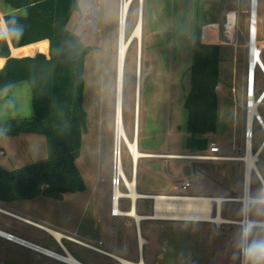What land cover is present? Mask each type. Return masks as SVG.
Wrapping results in <instances>:
<instances>
[{
	"label": "rangeland",
	"instance_id": "obj_1",
	"mask_svg": "<svg viewBox=\"0 0 264 264\" xmlns=\"http://www.w3.org/2000/svg\"><path fill=\"white\" fill-rule=\"evenodd\" d=\"M139 1L132 0L130 5L126 23L128 37L140 13ZM79 4L81 10L72 16L69 26L81 34L87 49L84 56L83 102L88 123L87 130L81 136V149L76 158L85 188L79 192L65 193L62 198L38 195L33 199L14 200L11 202L16 208L8 209L86 242L97 243L101 240L105 249L128 258L135 255L134 251L137 253L135 231L120 229L121 224L119 230L110 218L105 226L101 223L100 227H97L99 223H96L98 218L107 217L112 210L120 0H79ZM4 9L0 0V22L6 11ZM234 10L239 12L234 14ZM248 16V0H143L141 40L131 39L124 62L122 97L124 129L129 140L135 138V108L139 92L138 147L140 145L141 150L184 153L173 155L188 157L160 158L156 161L157 165L153 166L147 164L152 159L141 158L139 162L137 160L135 178L139 192H149L144 194L150 195L170 194L169 192L196 193L212 197L241 195L243 166L240 161L205 160L194 156L207 154L210 141L221 147L222 155L236 157L243 154L246 68L244 44L248 34ZM227 20L234 28L233 33L226 38L224 30ZM198 29L205 41L215 39L219 41L217 43L220 44L218 84L220 87L217 90L216 129L201 135L207 138L203 147L190 150L185 142L188 131L184 102L190 88L194 42ZM257 37L259 41L264 37V0H258ZM43 52H48L46 46ZM262 57L264 62V52ZM3 64V58H0V68ZM263 87L264 79L261 73L257 72V94ZM260 112L264 118V103L260 107ZM32 115L31 89L27 82L0 88V129L2 123L8 119ZM261 139L262 133L256 126L254 148L259 145ZM120 147L124 173L131 179L132 157L124 141H121ZM143 153L145 154L143 156L166 157ZM46 156V139L43 135L31 133L1 135L0 130L1 167L11 170L42 160ZM258 168L264 175V154L260 157ZM187 174L194 179L190 187L173 190L172 186L180 187L182 178ZM122 187L125 192V183ZM262 193L260 183L253 175L251 195L255 197ZM128 201L129 198L121 200L120 208L128 209L129 203L131 205V201ZM152 205L153 200L141 198L137 202V211L149 216ZM220 209L223 217L236 222L214 223L158 218L144 220L143 234L139 228V236L143 239L142 242L145 241L142 244L144 263L239 264L240 259L234 253L237 251L235 243L240 225L237 222L242 218V205L239 202H225L221 204ZM0 229L63 253L61 247L45 230L1 211ZM121 230L127 236L123 252L110 246L112 242L117 247L124 244ZM63 243L80 261L91 264L114 261L74 241L64 239ZM0 263L66 264L42 255L36 257L33 252L5 243L1 239Z\"/></svg>",
	"mask_w": 264,
	"mask_h": 264
},
{
	"label": "trees",
	"instance_id": "obj_2",
	"mask_svg": "<svg viewBox=\"0 0 264 264\" xmlns=\"http://www.w3.org/2000/svg\"><path fill=\"white\" fill-rule=\"evenodd\" d=\"M1 1L18 12L4 13V23L0 24V57L6 60L0 69V88L27 82L34 110L31 117L2 123L1 135H43L47 156L11 170L0 166V201L27 200L38 195L62 198L65 193L82 191L85 183L76 158L88 123L83 102L87 49L81 34L69 26L72 16L81 10L79 0ZM125 36L128 38L126 28ZM42 41L48 44L47 53L37 50L20 56L12 54V48L24 47L16 52L27 53L36 46L31 44ZM39 46L45 48L43 43ZM219 64L220 44L204 42L198 29L190 88L184 102L188 131L185 142L190 150L203 147L207 138L201 135L216 129Z\"/></svg>",
	"mask_w": 264,
	"mask_h": 264
},
{
	"label": "bare ground",
	"instance_id": "obj_3",
	"mask_svg": "<svg viewBox=\"0 0 264 264\" xmlns=\"http://www.w3.org/2000/svg\"><path fill=\"white\" fill-rule=\"evenodd\" d=\"M132 0H120L119 6V34H118V48H117V71H116V102H115V152H116V161H117V171L122 175L123 183H125L126 191L124 192L121 187H115L113 190L112 198V214H126L133 216V218L139 222V220L144 217L149 218H158V219H176V220H194V221H209L214 223H227V222H236L235 220L223 217L220 213V206L224 201L229 200V197L221 196H204V195H170V194H155L151 195L153 200L152 212L148 215L138 214L134 207L137 198L146 197L150 194H143L137 190L136 187V167L137 160L140 156L145 155L139 150L137 142V127H138V101H139V92L137 93V105L135 108V138L129 140L123 123V75H124V62L128 50L129 42L132 38L141 40L142 34V13L140 11L138 19L134 28L131 31V34L128 38L125 36L126 28V19L130 9V4ZM140 48L138 51V56L140 57ZM258 52H254L253 62L257 60ZM137 72L139 73V67L137 66ZM139 82V75L137 78ZM121 141H124L127 149L133 160V176L131 179H128L123 170L122 164V154H121ZM160 156H170L168 154H160ZM174 156V155H173ZM181 157V156H178ZM188 157V156H182ZM224 159H236V157H226ZM247 160L253 166V160L255 156L252 157L251 153H248ZM127 197L131 201V207L129 210L123 211L119 207V201L121 198ZM253 196H249V200L252 201ZM243 219L237 223H241ZM54 238L61 242L62 237H67L74 239L63 232H60L56 229L44 227ZM0 236H10L12 240L16 242H22L27 246L37 248L39 251L46 254L54 256V258L65 262L67 264H84L79 259L74 257L72 253L65 248L63 244L64 251L63 253H58L56 251L50 250L43 246H40L36 243L28 241L22 237L16 236L10 232H7L3 229H0ZM76 239V238H75ZM141 236H139V245L142 247ZM49 255V256H50ZM118 263L117 264H144L143 258L138 261L130 260L122 256L115 255Z\"/></svg>",
	"mask_w": 264,
	"mask_h": 264
},
{
	"label": "built area",
	"instance_id": "obj_4",
	"mask_svg": "<svg viewBox=\"0 0 264 264\" xmlns=\"http://www.w3.org/2000/svg\"><path fill=\"white\" fill-rule=\"evenodd\" d=\"M234 14L238 13V10L233 11ZM248 34L247 40L244 44L246 48V68H245V119H244V150L243 154L236 156V159L242 163V193L240 196H228L229 200L225 202H239L242 205V219H245L247 216L248 208L252 205L253 201H250L248 198L251 195V178L253 175L257 178L264 193V175L260 172L258 168V163L260 157L264 154V118L260 112V107L264 103V87L257 94L256 92V78L257 72H260L264 79V62H263V52H264V37L259 41L257 37L258 29V0H248ZM234 23V19H233ZM230 27V29H229ZM233 26H230L229 20H227L225 32L226 38L229 34L233 33ZM238 30V29H237ZM219 42V41H218ZM215 43V42H214ZM258 52L257 60L253 62L254 52ZM219 86H217V90ZM257 126L259 131L262 133V139L259 145L254 148L253 139H254V129ZM220 146L214 142L210 141L209 143V152L203 155H193L195 158L205 159V160H228L224 159L228 156L220 154ZM248 153H251L252 157L255 156L253 160V166L247 160ZM117 161H116V152L114 149L113 153V166H112V198L113 190L115 187H122L123 178L122 175L117 171ZM192 180L185 178L183 180L182 188H187ZM122 199V198H121ZM7 240H12L10 236H3ZM16 242V241H15ZM20 245L31 248L37 252V248L27 246L22 242H17ZM103 245L102 241H98L97 244H89L88 246L98 252L107 253L101 246ZM65 252V251H64ZM44 253V252H41ZM46 254V253H45ZM48 255V254H46ZM49 256V255H48ZM241 264V261L240 263Z\"/></svg>",
	"mask_w": 264,
	"mask_h": 264
},
{
	"label": "crops",
	"instance_id": "obj_5",
	"mask_svg": "<svg viewBox=\"0 0 264 264\" xmlns=\"http://www.w3.org/2000/svg\"><path fill=\"white\" fill-rule=\"evenodd\" d=\"M226 2V1H225ZM4 10H6L5 11V13H17L18 12V10H15V9H13V8H11L10 6H4ZM227 9V8H226ZM4 14V13H3ZM3 22V19H2V21L0 22V24ZM3 27V26H2ZM1 29V28H0ZM2 29H4V28H2ZM204 42H207V43H217L218 41L215 39V40H210V41H205L204 39H202ZM43 43H44V45L46 46V48H48V44H47V42L46 41H42ZM42 42H39V43H42ZM39 43H37V44H31V45H36V46H34V48L30 51V52H27V53H17L16 51L18 50V49H21V48H24V47H20V48H12V54L13 55H16V56H20V55H25V54H29V53H34L35 51H37L38 49L41 51H44V49H41L40 48V44ZM39 44V45H38ZM218 44V43H217ZM31 45H28V46H31ZM28 46H25V47H28ZM44 46V47H45ZM0 58H3V61H4V64H5V58L4 57H0ZM4 64L2 65V67L4 66ZM1 67V68H2ZM0 68V69H1ZM219 86V85H218ZM220 87V86H219ZM218 92V91H217ZM31 102H32V92H31ZM32 108H33V106H32ZM33 113H34V110H33ZM138 144H139V139H138ZM139 149H140V145H139ZM141 150V149H140ZM141 151H143V152H145V153H149V154H171V155H173V154H184V153H176V152H165V151H153V150H148V149H144V150H141ZM159 155H155V156H143V157H140L139 159H138V162H139V160L141 159V158H144V159H148V160H150V159H152V161L151 162H149V163H147V164H150V166L152 165H157V162L156 161H158L160 158H168V159H184L182 156L183 155H174V156H166V157H158ZM178 156H181V157H178ZM138 162H137V167H138ZM188 173V172H187ZM185 178H188V179H190V180H192L191 181V183H193L194 182V179L189 175V174H187V175H185V177L184 178H182V180H181V185H180V187H177V186H172V189L173 190H179V189H181L182 188V183H183V180L185 179ZM136 181H137V178H136ZM190 183V184H191ZM138 187V186H137ZM188 187H190V185L188 186ZM187 187V188H188ZM187 188H185V189H187ZM182 189H184V188H182ZM143 192V191H142ZM144 193H149V192H144ZM143 193V194H144ZM170 193V195H201V194H196V193H176V192H169ZM162 194V193H161ZM141 198H144V197H140V198H138L137 200H136V202H135V207H134V209H135V211L138 213V211H137V202H138V200L139 199H141ZM126 200L127 198H122L121 200ZM144 199H149V198H144ZM121 200H120V202H119V206H120V203H121ZM152 200V199H151ZM130 201V200H129ZM128 201V202H129ZM0 203H1V205H0V211L1 212H3V213H5V214H7V215H9V216H11V217H14V218H17V219H20V220H23V221H26V222H28V223H30V224H33V225H36V226H38V227H40V228H42L43 230H45L48 234H50L44 227H48V226H46V225H43V224H41V223H39V222H36V221H33V220H31V219H29V218H26V217H24V216H21V215H19V214H17V213H14L12 210H10V209H8V208H16V205H14V204H12V202H1L0 201ZM153 206V205H152ZM130 207H131V205H130V203H129V208L128 209H121L120 207V209L121 210H123V211H126V210H129L130 209ZM152 212V211H151ZM138 214H141V215H143L144 216V214H142V213H138ZM111 219V221H112V223H113V225L114 226H116V228H118L119 229V224H121V228L120 229H122V228H127V229H131V230H134L135 231V237H136V239H135V241H136V246H137V253H135V251H134V254L135 255H133V256H130V257H128L127 259H130V260H134V261H138L140 258H141V256H142V258H143V263H144V245L142 246V247H140V245H139V228L141 229V234H143V229H142V223H143V221L144 220H146V219H151V218H145L144 219V217H142L140 220H139V222H137L134 218H133V216H130V215H126V214H112V212L110 213L109 212V214L107 215V217H105V218H98L97 219V221H96V223H99L98 224V226L97 227H100V224L101 223H104V226L106 225V224H108V219ZM121 219V222L119 223V220ZM140 226V227H139ZM49 228H51V227H49ZM119 229V230H120ZM6 231V230H5ZM59 231V230H58ZM7 232H9V231H7ZM61 232V231H60ZM11 233V232H10ZM64 233V232H63ZM122 235V240H123V242H124V244L123 245H121V247L119 246V247H117V245L116 244H114L113 242L112 243H110V246L112 247V248H114V249H116V250H119V251H121V252H123L124 250H125V247H126V242H127V236H126V233L125 232H123V230H121V232H120ZM14 234V233H13ZM65 234V233H64ZM67 234V233H66ZM51 235V234H50ZM67 235H69V234H67ZM16 236H18V235H16ZM52 236V235H51ZM70 237H72V238H74V239H70V238H67V237H62L61 238V242L59 241V240H57L56 238H54L53 236H52V238L54 239V241L61 247V249L63 250V252H64V248H63V240L64 239H67V240H70V241H74V242H76V243H78V244H81V245H83V246H86V247H88V248H90L88 245L89 244H97V243H89V242H86V241H84V240H81V239H79V238H76V237H74V236H72V235H69ZM20 237V236H19ZM76 238V239H75ZM0 239H1V241H4L5 243H11V244H13V245H16V246H18V247H21V248H24V249H26V250H28V251H31V252H33L35 255H36V257H39L40 255H42V256H46V257H48V258H51V259H54V260H58V259H56V258H53V257H50V256H48V255H46L45 253H41V252H37V251H35V250H33V249H31V248H28V247H26V246H23V245H20V244H18L17 242H15V241H10V240H7L6 238H4L3 236H0ZM98 241H101V240H98ZM97 241V242H98ZM63 243V244H62ZM64 246H65V244H64ZM104 250H106L107 251V253H102V252H99V253H101V254H104V255H106V256H108V257H110L112 260H114V261H112V262H107V263H102V264H117L118 263V260H117V258H116V256L115 255H118V256H122V254H119V253H117V252H114V251H110V250H107V249H105L104 248V243H103V245L101 246ZM65 248H67L66 246H65ZM141 248H142V250H141ZM91 249V248H90ZM93 250V249H92ZM95 251V250H94ZM96 252H98V251H96ZM123 257V256H122ZM60 261V260H59ZM81 262L82 263H84V264H91V263H88V262H85V261H82L81 260ZM116 262V263H115ZM65 263V262H64ZM67 264V263H66ZM145 264V263H144ZM147 264V263H146Z\"/></svg>",
	"mask_w": 264,
	"mask_h": 264
},
{
	"label": "clouds",
	"instance_id": "obj_6",
	"mask_svg": "<svg viewBox=\"0 0 264 264\" xmlns=\"http://www.w3.org/2000/svg\"><path fill=\"white\" fill-rule=\"evenodd\" d=\"M251 199L253 203L239 225L234 254L241 264H264V193Z\"/></svg>",
	"mask_w": 264,
	"mask_h": 264
},
{
	"label": "water",
	"instance_id": "obj_7",
	"mask_svg": "<svg viewBox=\"0 0 264 264\" xmlns=\"http://www.w3.org/2000/svg\"><path fill=\"white\" fill-rule=\"evenodd\" d=\"M139 7H140V11H141V13H143V0H140V1H139ZM139 48H140V45H139ZM144 198L153 199L151 195L146 196V197H144ZM151 219H154V218H151ZM48 255H50V254H48ZM50 257H53V258H54V256H52V255H50Z\"/></svg>",
	"mask_w": 264,
	"mask_h": 264
}]
</instances>
